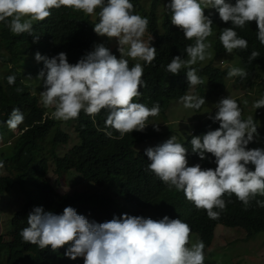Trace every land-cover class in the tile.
I'll return each mask as SVG.
<instances>
[{
    "label": "clouds",
    "instance_id": "1",
    "mask_svg": "<svg viewBox=\"0 0 264 264\" xmlns=\"http://www.w3.org/2000/svg\"><path fill=\"white\" fill-rule=\"evenodd\" d=\"M164 7L171 13V24L183 32L186 40L194 41L184 49L187 59L175 56L166 68L172 75L186 69L189 89L176 101L185 109L199 111L205 99L187 93L195 86L201 92L200 86L206 84L193 67L198 61L210 58L211 44L205 41L212 35L213 21L205 15L206 10L215 9L223 23L233 25L224 28L219 36L226 53L232 54L234 50L248 48L247 40L239 37L234 29H243L252 21L257 25V39L264 46V0H236L235 4L226 0H170ZM61 8L86 16L98 14L99 22L93 29L96 39L97 36L107 37L109 41L115 39L120 58L104 44L96 45L75 64H70L63 52L52 58L36 53L35 60L44 65L37 77L43 80L44 91L40 92L43 107L52 108L51 116L57 121L78 119L83 112L94 124L96 115L104 110L107 112L105 127L98 130L104 131L109 138L123 139L125 134L143 132L149 124L148 118L159 114L160 106L148 108L135 102L144 84V67L140 62L130 67L129 59L143 61L146 65L155 60L156 48L150 46L151 41L143 39L149 20L134 14L130 0H0V23L15 36L33 35L34 22L44 21L50 17L52 9ZM38 38L34 36V42ZM259 56L260 53L253 50L249 63ZM247 75L244 68L238 67L227 72L228 78L244 79ZM6 79L9 86L16 82L15 75ZM205 87L209 95L216 94ZM241 108L244 107L231 97L222 98L216 105L215 115L196 121L187 134L180 135L179 142L173 135L162 144L145 150L150 161L146 170L169 191L183 192L186 200L197 210H205L210 219H218L226 209L225 195H235L245 211L257 196H264V148H248L254 137L262 139L259 131L264 130V97L253 103L255 115L243 117ZM259 111L260 116L257 115ZM24 119L20 109L13 108L5 123L15 131ZM199 122L209 126L219 122V128L203 136H194V126ZM152 125L158 132V124ZM108 129L119 135L114 137ZM191 137L192 152L200 160L206 159V153L211 154L215 158V169H202L200 164L188 166L186 157L190 146L187 143ZM249 165L254 166V170H250ZM256 203L264 207V201ZM134 207L147 219L128 214L110 221L111 215L87 219L72 207H66L62 214L35 207L27 217V227L19 235L24 243L37 246L41 252L57 255L55 264H204L205 261L215 264L210 260L213 254L206 253L212 245L206 246L198 235L191 233L187 223L168 216L156 221L154 213L138 205ZM217 226L223 225L217 224L214 232ZM255 235L247 233L245 236L254 239ZM38 257L42 262L43 257Z\"/></svg>",
    "mask_w": 264,
    "mask_h": 264
},
{
    "label": "trees",
    "instance_id": "2",
    "mask_svg": "<svg viewBox=\"0 0 264 264\" xmlns=\"http://www.w3.org/2000/svg\"><path fill=\"white\" fill-rule=\"evenodd\" d=\"M130 2L134 5V14L149 20L143 39L145 42L151 41L150 46L157 50L151 65L140 61L144 67V84L135 102L143 103L148 108L159 104L160 112L148 118L149 124L143 132L125 134L123 139L109 138L104 131L98 130L105 127L106 111L102 110L96 115L95 124L92 118L81 112L78 119L66 122L73 126L79 142L65 152H61V149L68 144L71 135L62 128L61 122L47 115L48 109L40 102L39 94L44 88L43 80L37 77L44 65L35 60V54L52 58L63 52L70 64L77 63L93 48L96 39L93 29L94 24L99 22L98 14L86 16L71 9H52L50 17L33 24V35L39 37L36 42L33 35L23 33L15 36L0 23V143L5 145L2 158L10 161L8 175L0 177V197L7 198L15 191H20L24 200L21 209L7 221L8 238L0 234V264H55L57 255L41 252L37 246L24 243L19 235L27 227V217L35 207H42L46 212L55 214H62L66 207H72L87 219L97 215L102 218L111 215L110 221L123 214L147 219L135 210L134 205H138L142 210L154 213L153 220L156 221L164 216L181 219L190 226L191 233L198 235L208 247L213 243L217 224L243 229L249 235L264 233V207H258L256 203L257 200L264 201V196H257L245 211L235 195H225L223 199L226 209L218 219H210L205 210H197L193 203L188 202L183 192L174 189L169 191L163 182L146 170L150 161L145 151L137 152L134 147L141 142L147 143L159 138L152 124L159 125V120H167L166 112L171 102L180 100L189 89L186 69H182L178 75H172L166 68L175 56L187 59L184 49L194 41L186 40L183 32L171 24V13L167 9L160 18L155 15V11L160 6L164 9L170 0ZM226 2L235 4L236 0ZM205 15L213 21L212 35L205 41L210 43L214 40L213 59L195 68L211 92H222L227 82V72L215 63L221 65L231 60V55L224 50L219 36L224 28L233 25L231 22L223 23L215 9H207ZM234 30L248 42L246 50H234L248 73L246 78H238L236 82L255 89L264 78V46L257 39V25L252 21L243 29ZM117 48L112 44L109 50L117 55ZM253 50L258 51L260 56L249 63L248 58ZM135 63L129 59L130 67ZM257 74L263 76L257 78ZM9 75H15L14 85H8L6 78ZM17 88L22 91L17 92ZM13 108H19L25 117L15 131L10 130L5 123ZM257 115L260 116L261 112ZM217 128L219 122H213V126L199 122L194 126V136H203ZM108 130L113 132L114 137L119 135L112 129ZM259 135L264 139V130H260ZM191 139L187 143L190 150L185 147L190 166L200 164L202 169H215V158L211 154L206 153V159L200 160L192 152ZM248 148L254 149V143L251 142ZM51 165L58 177L55 185L57 183L59 187H66L69 175H79L88 185L103 187L105 190L59 194L48 181ZM248 167L254 170V166ZM10 199L13 198H7ZM39 255L43 257L42 262ZM204 264L210 262L205 261Z\"/></svg>",
    "mask_w": 264,
    "mask_h": 264
},
{
    "label": "rangeland",
    "instance_id": "3",
    "mask_svg": "<svg viewBox=\"0 0 264 264\" xmlns=\"http://www.w3.org/2000/svg\"><path fill=\"white\" fill-rule=\"evenodd\" d=\"M166 8L160 6L157 11H155V15L160 18ZM99 9H97V12ZM214 41V40H213ZM213 41L210 42L211 47L208 49L210 53V58H207L205 61L209 59H213V50L212 44ZM99 44H104L105 47L110 48V46L116 45L117 41L115 39L109 41L107 37H99L94 42L92 51L94 47ZM231 55V60L226 62L225 64L215 63L216 66H219L222 71L228 72V70L232 67L243 68L242 62L238 56L233 52ZM115 56L119 59L120 53ZM131 60V59H130ZM203 61V62H205ZM140 62V61H135ZM198 61L196 65L193 67L200 66L201 63ZM203 66V65H202ZM240 77L227 78L226 85L222 92H216V94L209 95L207 88L202 85L200 86L201 92H198V87H194L188 91L187 94H195L200 97H203L206 101L205 105L201 107L199 111L193 109H185L180 101H172L167 113V120H159V131L157 132L160 136L158 139H154L153 141H149L147 143L141 142L137 144L134 148L138 151H145L147 148L152 147L154 144H162L173 135L176 136L177 142H179L180 135L187 134L196 121H204L209 116L215 115L216 113V105L222 98L231 97L236 100L237 103L244 108L242 109V116L248 117L251 115H255L256 109L253 108V103L259 98L264 97V78L263 81H260V87L255 89H250L246 85H238L236 80ZM40 95V94H39ZM247 101V104L244 103ZM52 108H48L47 115L51 116ZM264 111V108H262ZM62 128L70 133L71 139L65 147H62L61 152H65L71 149L74 145L78 144L79 139L72 125H68L66 122H62ZM162 133H165L162 135ZM158 141V142H157ZM162 141V142H161ZM255 148H264V141L258 137H254ZM9 143L8 145H10ZM4 146L0 143V177L7 176L10 170V161L2 158L1 153L4 152ZM6 152V150H5ZM188 166L191 165V161L187 155ZM58 177L54 174L53 165H51V171L48 176V181L51 186L54 187L59 194H72L75 191L90 193L95 191H102L105 188H97L91 185H88L87 182L83 181L81 176L77 175H69L67 180V184L65 188L59 187L55 181ZM73 180V181H72ZM7 198H13L7 200ZM6 197H0V234L4 235V238L8 234V220L10 216L16 214L23 206L24 200L23 197L20 196V191H15L13 195ZM247 233L238 228H225L223 226H217L214 232V241L210 249L206 252L207 255L213 256L210 258L211 261L218 262V264H264V234H256L254 239H247L245 236Z\"/></svg>",
    "mask_w": 264,
    "mask_h": 264
},
{
    "label": "bare ground",
    "instance_id": "4",
    "mask_svg": "<svg viewBox=\"0 0 264 264\" xmlns=\"http://www.w3.org/2000/svg\"><path fill=\"white\" fill-rule=\"evenodd\" d=\"M68 181L70 180V179H67ZM73 181V180H72Z\"/></svg>",
    "mask_w": 264,
    "mask_h": 264
}]
</instances>
